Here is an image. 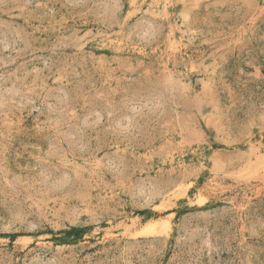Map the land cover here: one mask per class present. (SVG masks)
Wrapping results in <instances>:
<instances>
[{"label":"rangeland","instance_id":"obj_1","mask_svg":"<svg viewBox=\"0 0 264 264\" xmlns=\"http://www.w3.org/2000/svg\"><path fill=\"white\" fill-rule=\"evenodd\" d=\"M0 264H264V0H0Z\"/></svg>","mask_w":264,"mask_h":264}]
</instances>
